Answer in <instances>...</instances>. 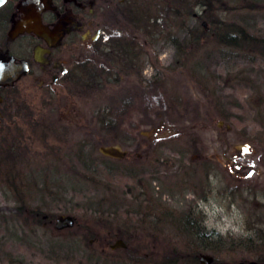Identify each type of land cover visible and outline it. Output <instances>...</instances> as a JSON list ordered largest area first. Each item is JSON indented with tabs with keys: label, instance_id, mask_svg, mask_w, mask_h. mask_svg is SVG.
I'll use <instances>...</instances> for the list:
<instances>
[{
	"label": "rangeland",
	"instance_id": "1",
	"mask_svg": "<svg viewBox=\"0 0 264 264\" xmlns=\"http://www.w3.org/2000/svg\"><path fill=\"white\" fill-rule=\"evenodd\" d=\"M131 1L123 8L137 10L136 26L147 20L148 6L166 26L158 21L148 32L119 19L127 54L138 52V59L127 62L126 79L93 80V87L82 88L72 80L77 84L44 108L55 110L53 119L61 123L59 131L56 126L45 132L47 147L38 129L29 164H20L17 178L10 165H0L1 253L8 255V244L15 243L36 259L42 254L44 264H180L194 248L181 228L186 226L172 217L198 201L203 227L224 240L218 254L206 253L213 264H256L264 242V164L247 161L264 159V59L225 44L222 33L238 39L246 19L249 32L264 37V0H188L192 16L174 15L166 0ZM251 2L257 7H244ZM139 64L141 79L135 80ZM154 80L163 85L148 84ZM161 90L170 104L162 106L155 96ZM105 145L121 147L126 156H103L98 147ZM198 154L208 169L219 170L217 178L206 176L215 188L203 202L186 190V164ZM200 173L198 167V184ZM227 180L241 184L243 192L226 195L221 182ZM37 209L53 220L72 215L76 224L61 232L36 224L25 211ZM107 232L121 237L127 251H102ZM90 238H98L91 249Z\"/></svg>",
	"mask_w": 264,
	"mask_h": 264
},
{
	"label": "flooded vegetation",
	"instance_id": "2",
	"mask_svg": "<svg viewBox=\"0 0 264 264\" xmlns=\"http://www.w3.org/2000/svg\"><path fill=\"white\" fill-rule=\"evenodd\" d=\"M125 1L4 0L0 3V63L2 69L10 74L9 77H0V80H15L11 84H0V165H10L13 179L22 172L20 164H29L31 150L38 142L35 141L36 136L33 137L34 132L39 129L41 138L45 140L48 128L57 126L59 131L61 123L53 119L55 110L44 108L52 105L56 96L68 91L72 80L126 79L127 62L138 59V52L127 54V40H120L123 37L118 35L121 30L118 31L117 26L122 25L118 20H123L125 14L116 10ZM107 14L110 15L109 19L105 17ZM130 37L136 42V37ZM139 45L137 42L136 46ZM141 69L140 64L136 66L139 77L135 80L141 79ZM38 102L42 108L37 107ZM44 140L41 144L46 148L47 141ZM189 160L185 172L188 177L186 190L199 196V201L203 202L210 187L215 188L205 178L209 172L217 178L219 170L208 169V160L201 154ZM192 160L198 162L190 164ZM254 164H264V159L257 156L248 158L247 165ZM198 167L203 175L199 184L193 180ZM221 183L226 195H234L239 190L243 192L244 188L240 189L238 182L227 180ZM246 186L248 193L253 192L251 196H256V191L251 190L248 184ZM191 206L188 209L193 215L192 220L202 223L204 220L198 201ZM16 207L23 209L22 206H14V210ZM34 211L41 212L38 209ZM41 213L36 215L40 220L38 224L53 226L58 232L71 229L76 224L57 230L54 223L58 215L53 220L48 214ZM107 233L106 237L101 238L104 244L102 251L106 247L113 253L127 251V243L121 237L116 233ZM97 239L88 240L89 249L92 248L90 242ZM117 241H121L122 245L111 248ZM4 244H0L2 256L7 255L1 253ZM14 245L11 243L7 246V264H35L33 258L37 264H44L42 254L36 259L30 250L23 252Z\"/></svg>",
	"mask_w": 264,
	"mask_h": 264
},
{
	"label": "trees",
	"instance_id": "3",
	"mask_svg": "<svg viewBox=\"0 0 264 264\" xmlns=\"http://www.w3.org/2000/svg\"><path fill=\"white\" fill-rule=\"evenodd\" d=\"M133 1L134 0L131 1V4L133 3ZM149 2L153 3L152 0H149ZM208 2H209V4H211L212 0H209ZM165 3L169 7L168 10L171 13H173L174 15H184V16L185 15H188V16L191 15L192 16L193 12L191 11V9H189L188 0H166ZM176 3L178 5H180V7H178L177 5L175 6ZM123 7L124 6L122 4L121 6L118 7V10H116V11L124 13L125 16L123 17V20L126 21L130 27L133 26L135 28V30L139 29V28H140L139 30H141L142 28H144L145 31L150 32V30L152 28H154L155 24H156V26H158V21L161 22V25L163 24L165 26L168 22V21L166 22V20L163 18H160L159 20H157V18H154V17L152 18V16L150 15V9H149L150 7L148 6V7H146V9L148 8V10L146 12L147 13L146 16L149 15L146 18L147 20H142L144 18L143 17L140 20L142 22V25L140 24V25L136 26V22H139V18H138L139 16L137 15V13H138L137 10H133L135 8L131 5H129V7L126 11ZM244 7L248 8V9H254L257 6L255 4H252V2H251V4H246ZM198 17H200V16H198ZM130 21H135L134 25L131 26L130 24L132 22H130ZM213 21H216V20H213ZM248 22L249 21L244 19V21L242 22L243 25L239 26V35H237V36L234 35L235 37H238V39H232L233 37L232 38L227 37L229 35V33H228V31H224V33H222V35L226 38L225 44L232 45L234 47L237 46L243 52H246V53L247 52L248 53L253 52L256 55L258 54L262 59H264V37H259L258 35L252 34L253 31L249 32L250 26L247 25V24H249ZM219 24H220V22L218 23L217 26H219ZM237 40H239V41L237 42ZM78 81H81V83L78 84L80 88H82L83 85H85L86 87H89L88 85L92 86V83L94 82L93 80H77V83H78ZM158 82L162 83V85H163L162 80H159V81L154 80L153 83L149 82L148 84H153V86H155L156 83H158ZM77 83L72 82V85L73 84L76 85ZM140 86H141V83H140ZM143 88L147 89V87H143ZM158 92H159V90H158ZM162 92H164V90H161V92L159 94H155V96L159 97V100L161 101L160 103L162 104V106H165L166 104H170L169 100L166 98L165 94H162ZM147 98H146V96L144 97L143 103L145 105H149L148 103H150L148 101L149 99H147ZM25 212H27V214L31 216V218L35 221L36 224L39 223L40 220L36 215H37V213H41V212H37V211H34V212L33 211H25ZM48 216L50 217V215H48ZM164 216H168V214L166 213V215H164ZM192 216L193 215L190 213V211L188 209V212L185 213L184 215H182L181 217H176V218H175V216L172 217V218H174V220L176 221L177 224H183L186 226V227H181V228H186L185 232L189 235V236H187V238L191 241L190 242L192 244L191 247L194 248L193 254L189 255V254H187L188 252H186L183 254L184 256L182 258L178 259L179 261H181V262H179L180 264H192V263L197 264V262H198V264H201L197 259L198 256L200 255L199 254L197 256V252H200L203 255L206 253H211L213 255H216L220 252V248H221L220 246L224 245V240L221 237V235L217 234L213 230L206 231L205 227H203V222L202 223L194 222L192 220L193 219ZM156 224H159V221H157ZM106 236L104 235V237H106ZM259 247L260 248H258V249L262 253V256L257 260L256 264H261V262L264 264V242L263 243L259 242ZM0 256H2V255H0ZM2 257H3L2 262L6 261V263H7V255L2 256ZM168 257L170 259L175 258V254H172ZM165 258H167V257H165ZM212 258H213V261L211 264H213L216 261L214 256H212ZM64 259H65V261L67 260L66 258H64ZM71 260H74V259L71 258ZM74 263L75 262L73 261V264ZM231 264H235V262H233Z\"/></svg>",
	"mask_w": 264,
	"mask_h": 264
},
{
	"label": "water",
	"instance_id": "4",
	"mask_svg": "<svg viewBox=\"0 0 264 264\" xmlns=\"http://www.w3.org/2000/svg\"><path fill=\"white\" fill-rule=\"evenodd\" d=\"M4 0H0V3H2ZM10 74L5 72L2 69V64L0 63V77H9ZM15 80H0V84L4 85V84H11L12 82H14ZM157 136H161L159 134H156ZM98 151L100 152V154H102L103 156H107L109 158H116V159H122L126 156V151L123 150L121 147H118L117 145H105L103 146H99L98 147ZM76 222L75 217L71 216V215H59L56 220H55V225L54 227L57 230H62L65 228H70L72 227ZM122 245L121 241H117L115 245H112L111 248H114L116 246ZM199 262L202 264H210L213 261V258H211V256L209 255H200V257L198 258ZM242 264V263H240ZM249 264H255L254 262H250Z\"/></svg>",
	"mask_w": 264,
	"mask_h": 264
},
{
	"label": "bare ground",
	"instance_id": "5",
	"mask_svg": "<svg viewBox=\"0 0 264 264\" xmlns=\"http://www.w3.org/2000/svg\"><path fill=\"white\" fill-rule=\"evenodd\" d=\"M73 217H74V216H73ZM75 219H76V218H75ZM200 255H203V254H200ZM200 255L198 256V258L200 257ZM204 255H208V254H204ZM204 255H203V256H204ZM198 258H197V259H198ZM198 261H199V259H198ZM242 264H243V263H242Z\"/></svg>",
	"mask_w": 264,
	"mask_h": 264
}]
</instances>
